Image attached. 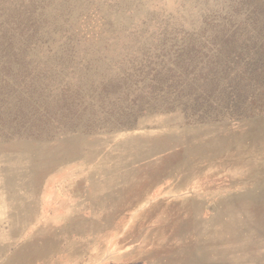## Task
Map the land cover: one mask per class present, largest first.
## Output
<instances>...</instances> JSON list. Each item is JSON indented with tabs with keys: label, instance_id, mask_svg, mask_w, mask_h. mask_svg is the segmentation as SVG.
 <instances>
[{
	"label": "rangeland",
	"instance_id": "374dc122",
	"mask_svg": "<svg viewBox=\"0 0 264 264\" xmlns=\"http://www.w3.org/2000/svg\"><path fill=\"white\" fill-rule=\"evenodd\" d=\"M204 2H42L32 59L61 57L74 34L63 67L85 94L72 123L0 119V264H264V114L142 112L149 70L110 86L158 28L188 27L183 8Z\"/></svg>",
	"mask_w": 264,
	"mask_h": 264
},
{
	"label": "trees",
	"instance_id": "16d2710c",
	"mask_svg": "<svg viewBox=\"0 0 264 264\" xmlns=\"http://www.w3.org/2000/svg\"><path fill=\"white\" fill-rule=\"evenodd\" d=\"M41 1L45 3L0 0V119L15 116L25 124L30 118L33 122L28 126L33 129L37 122L48 128L60 125L63 118L72 123L77 100L85 94L80 87L73 88L63 67L79 44L74 34L68 38L70 49L61 57L49 62L32 59L31 53L43 48L39 45L45 15ZM187 7L181 13L191 18L185 24L188 30L178 28L174 20L166 22L158 28L159 35L137 50L133 71L122 81L114 76L110 86L117 92L128 89L137 72L149 70L151 80L141 79L143 87L136 83L142 91L146 85L155 90L148 93L152 100L140 105L142 112L153 102L159 113L180 110L209 119L264 114V0H205L202 6ZM134 125L124 120L122 128Z\"/></svg>",
	"mask_w": 264,
	"mask_h": 264
}]
</instances>
